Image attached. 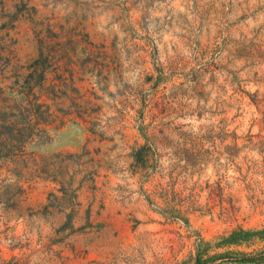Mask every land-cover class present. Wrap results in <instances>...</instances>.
<instances>
[{
	"label": "rangeland",
	"instance_id": "374dc122",
	"mask_svg": "<svg viewBox=\"0 0 264 264\" xmlns=\"http://www.w3.org/2000/svg\"><path fill=\"white\" fill-rule=\"evenodd\" d=\"M37 66L0 264H264V0H0V124Z\"/></svg>",
	"mask_w": 264,
	"mask_h": 264
},
{
	"label": "trees",
	"instance_id": "16d2710c",
	"mask_svg": "<svg viewBox=\"0 0 264 264\" xmlns=\"http://www.w3.org/2000/svg\"><path fill=\"white\" fill-rule=\"evenodd\" d=\"M39 70L40 66H37L34 71L30 73L31 79H36L38 76L41 82L38 90V96L36 94H32L34 99L29 101L31 108L27 111L29 112L31 119H29V121L25 119L14 123L2 121L3 123L0 124V148L10 150L22 149L25 146L29 136L32 135L33 129L37 128L40 122H47L46 119L50 117L49 106H45V104L37 105L36 102L40 100L43 94L53 92L55 90V86L46 87V79L44 74L42 72L39 75ZM32 89L33 87L30 88V90ZM30 96L31 95L29 94L27 98ZM44 107H46V110H42ZM232 241L235 242L233 239ZM197 264H201L200 261Z\"/></svg>",
	"mask_w": 264,
	"mask_h": 264
}]
</instances>
